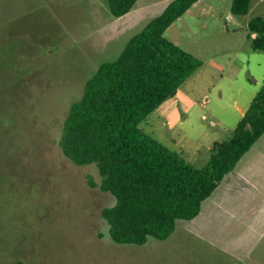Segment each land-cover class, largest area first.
Segmentation results:
<instances>
[{"label":"rangeland","instance_id":"374dc122","mask_svg":"<svg viewBox=\"0 0 264 264\" xmlns=\"http://www.w3.org/2000/svg\"><path fill=\"white\" fill-rule=\"evenodd\" d=\"M141 1L143 17L126 29L130 17L111 23L107 0H0V264H264V134L196 218L143 245L111 239L101 210L115 198L99 188L95 164L75 166L61 152L86 82L172 0ZM232 1L199 0L166 29L202 65L139 124L198 169L264 82L249 30L264 20V0L245 15Z\"/></svg>","mask_w":264,"mask_h":264},{"label":"trees","instance_id":"16d2710c","mask_svg":"<svg viewBox=\"0 0 264 264\" xmlns=\"http://www.w3.org/2000/svg\"><path fill=\"white\" fill-rule=\"evenodd\" d=\"M136 1L107 0L114 18L130 12ZM197 1H170L127 41L117 59L99 66L63 123L58 144L64 157L75 166L95 164L99 188L115 198L101 216L118 244L164 240L177 221L196 218L202 203L264 134V82L232 137L214 142L208 163L200 169L139 128L202 65L164 37ZM250 1L233 0L232 13L247 14ZM249 30L252 47L264 52V20L252 18ZM89 183L95 187L92 180Z\"/></svg>","mask_w":264,"mask_h":264},{"label":"crops","instance_id":"0c3cea01","mask_svg":"<svg viewBox=\"0 0 264 264\" xmlns=\"http://www.w3.org/2000/svg\"><path fill=\"white\" fill-rule=\"evenodd\" d=\"M149 4L148 3H145V2H140V0H137L136 1V3H135V5H134V7H133V9L130 11V12H128L127 14H125V15H123V16H121V17H118V18H114V17H111V20L110 21H113V22H111V23H117V22H120V21H123V19H126L127 17H130V20H129V23H127L126 24V26H125V28L126 29H128L129 27H133L134 26V24H136V19H137V22L139 21V19L141 18V17H143V11L145 10V8L148 6ZM167 7V6H166ZM164 11V10H163ZM188 11V10H187ZM135 13H137L136 14V16H135V18L136 19H134V21L133 22H131L130 23V21L132 20V18L133 17H131L133 14H135ZM109 21V22H110ZM149 21H147L146 23H145V25L148 23ZM144 25V26H145ZM144 26L142 27V29L144 28ZM141 29V30H142ZM124 30V29H123ZM140 30V31H141ZM220 185V184H219Z\"/></svg>","mask_w":264,"mask_h":264}]
</instances>
